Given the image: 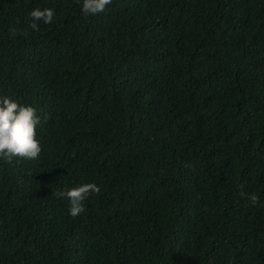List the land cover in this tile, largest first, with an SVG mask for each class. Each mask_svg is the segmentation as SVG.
I'll list each match as a JSON object with an SVG mask.
<instances>
[{"label":"trees","instance_id":"1","mask_svg":"<svg viewBox=\"0 0 264 264\" xmlns=\"http://www.w3.org/2000/svg\"><path fill=\"white\" fill-rule=\"evenodd\" d=\"M82 3L0 0V97L42 146L0 159V264H264V0ZM93 182L75 218L52 194Z\"/></svg>","mask_w":264,"mask_h":264},{"label":"clouds","instance_id":"2","mask_svg":"<svg viewBox=\"0 0 264 264\" xmlns=\"http://www.w3.org/2000/svg\"><path fill=\"white\" fill-rule=\"evenodd\" d=\"M112 0H83L82 13L87 15H96L104 12L106 6L110 5ZM31 24L33 30L38 31V21L51 23L54 18V10L51 8H35L30 12ZM11 31H15L11 29ZM90 96H86L85 101L89 106ZM85 107H80V113H87ZM83 109V110H81ZM121 111L119 101L112 108V118H115ZM40 124V116L37 110L30 105L19 104L16 100L8 96L0 97V159L6 162H12L13 159L35 160L39 157L42 146L37 139V125ZM68 152L70 158H73L79 151ZM67 144V150H69ZM100 187L96 183H83L72 187L66 191H54L52 194L58 198H66L69 202V214L75 218L85 211V201L92 194H99ZM241 196L245 193L241 191ZM248 199L252 205L259 203V197L255 194H248Z\"/></svg>","mask_w":264,"mask_h":264},{"label":"water","instance_id":"3","mask_svg":"<svg viewBox=\"0 0 264 264\" xmlns=\"http://www.w3.org/2000/svg\"><path fill=\"white\" fill-rule=\"evenodd\" d=\"M82 106L85 107L84 110L87 112L89 106L86 104V102H84ZM81 110H83V109H81Z\"/></svg>","mask_w":264,"mask_h":264}]
</instances>
